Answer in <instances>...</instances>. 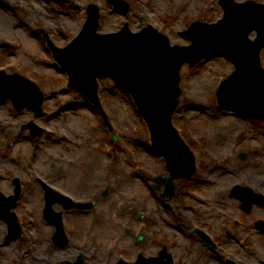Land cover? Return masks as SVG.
<instances>
[{"label": "rangeland", "instance_id": "obj_1", "mask_svg": "<svg viewBox=\"0 0 264 264\" xmlns=\"http://www.w3.org/2000/svg\"><path fill=\"white\" fill-rule=\"evenodd\" d=\"M8 1L15 2L12 13L2 8ZM125 1L131 7L127 13L109 0H0V70L31 78L48 96L59 93L45 102L39 117L28 109L17 112L11 100L0 102V191L13 196V178L22 179L16 212L26 221L21 237L8 242V227L0 225L5 231L0 264H74L80 256L83 264L132 263L140 254L155 257L172 245L199 252L203 246L196 228L214 230L217 241L225 237L228 258L249 254L254 259L244 256L246 264H264V236L253 227V221L264 219V210L246 214L239 202L219 199L232 197L236 185L264 193V125L218 103L221 82L235 69L229 59H208L181 70L182 94L173 123L199 168L193 178L175 180L176 188L164 197L165 187L156 189L155 179L170 172L131 96L109 78L100 82L107 124L95 107L68 90V77L54 61L45 34L56 46L66 47L83 29L90 5L100 10L102 34L117 32L126 23L134 32L153 26L174 46L192 44L179 33L194 21L215 23L224 15L221 0ZM5 43L12 46L2 47ZM261 58L264 67V49ZM33 119L44 127L36 138L23 129ZM38 177L79 202H93L91 210L55 209L64 213L68 245L53 242L56 228L45 219L46 197ZM190 197L211 199L201 207V219L195 210L189 212L188 207L197 206ZM225 227L237 235H224ZM242 242L246 245L240 248Z\"/></svg>", "mask_w": 264, "mask_h": 264}, {"label": "water", "instance_id": "obj_2", "mask_svg": "<svg viewBox=\"0 0 264 264\" xmlns=\"http://www.w3.org/2000/svg\"><path fill=\"white\" fill-rule=\"evenodd\" d=\"M117 8L127 12L130 6L123 0H112ZM225 16L216 24L195 22L190 30L181 33L191 40L190 46L170 45L168 37L149 27L141 33H132L125 26L122 32L99 35V11L96 6L89 7V20L85 29L66 49H55V56L61 61L70 75L71 86L98 101L97 78L111 77L124 86L134 97L143 116L149 122L153 143L163 152L174 177L177 172L195 171V162L172 125V115L179 103L180 69L185 62L196 64L206 56H226L235 66L234 74L225 81L218 91L222 105L231 109L264 117V69L260 65V53L264 47V5L253 1L235 3V0H222ZM257 33L255 40L249 35ZM10 98L19 110L25 106L41 112L44 96L39 87L19 75L7 78L0 74V100ZM33 132L41 128L35 124ZM190 158V162H189ZM172 188V179L168 180ZM48 206L46 216L57 226L56 240L66 244L62 215L54 214L52 205L63 201L66 208H90L91 204H75L69 198L62 197L45 186ZM11 203L0 199V218L10 222L12 237L20 234L15 228L10 208ZM235 197H264L250 189L237 187ZM0 197L3 195L0 193ZM11 217V218H9ZM142 239V237L140 238ZM167 261L156 257L139 256L132 264H173L171 255L163 252ZM83 256L75 264H83ZM119 264H129L121 261Z\"/></svg>", "mask_w": 264, "mask_h": 264}, {"label": "flooded vegetation", "instance_id": "obj_3", "mask_svg": "<svg viewBox=\"0 0 264 264\" xmlns=\"http://www.w3.org/2000/svg\"><path fill=\"white\" fill-rule=\"evenodd\" d=\"M192 198L195 202L196 205L195 207H188L189 212H194V210L196 211V213L198 215H196L197 217H200L199 215H201L200 211H201V207L205 206L206 204H210L211 199H204L206 197H202L200 199H197L195 197H190ZM220 200H223V202H225L228 199H234L236 200L234 197H219ZM215 201H218L215 197H214ZM198 202L201 204L199 205ZM261 211L264 210V207L261 206H256L252 209V211ZM251 211V212H252ZM250 212V213H251ZM205 215H203L204 217ZM201 219V217L199 218ZM238 223V222H237ZM254 225L253 227L257 230V233H261L256 227H255V223L256 221H253ZM202 225L204 226H209L210 228L213 229V227H211L209 222H204ZM198 230V229H197ZM197 230L195 231V234L198 236L199 242L203 247L199 248V252L196 250V247L193 251L191 246H186V248H180L178 250H175V246L172 245L170 248H168V250L170 251V253L172 254L176 264H229L228 261V241L225 239V237H222L220 239V241H217L215 236H214V230H211V232L213 233V238L215 239V245H211L209 242H207L205 240V238L197 232ZM201 230V229H200ZM233 233V230L230 229L229 231H227V228L225 227L223 230V234L226 236H231V234ZM263 235V233H262ZM245 245V243L240 244V248H243ZM237 255H240L237 260L235 259V262L237 264H246V260L243 258L244 256H248L249 260H253L254 259V255H249V254H245L243 255L242 253H237ZM199 256V257H196Z\"/></svg>", "mask_w": 264, "mask_h": 264}, {"label": "bare ground", "instance_id": "obj_4", "mask_svg": "<svg viewBox=\"0 0 264 264\" xmlns=\"http://www.w3.org/2000/svg\"><path fill=\"white\" fill-rule=\"evenodd\" d=\"M15 6V2H11V1H8V2H3L2 3V8H3V10L4 11H6V12H10V11H14V9L16 8V7H14ZM10 13H12V12H10ZM58 207H55V209H57ZM4 229L1 227V234H4Z\"/></svg>", "mask_w": 264, "mask_h": 264}]
</instances>
